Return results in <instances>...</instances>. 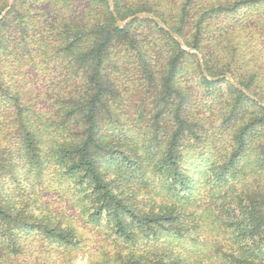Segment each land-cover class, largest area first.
I'll return each instance as SVG.
<instances>
[{"label": "trees", "instance_id": "trees-1", "mask_svg": "<svg viewBox=\"0 0 264 264\" xmlns=\"http://www.w3.org/2000/svg\"><path fill=\"white\" fill-rule=\"evenodd\" d=\"M110 1L0 21V264H264V0Z\"/></svg>", "mask_w": 264, "mask_h": 264}, {"label": "water", "instance_id": "water-1", "mask_svg": "<svg viewBox=\"0 0 264 264\" xmlns=\"http://www.w3.org/2000/svg\"><path fill=\"white\" fill-rule=\"evenodd\" d=\"M8 2H9V8H8L7 10H5V11L1 14V16H0V21L3 20V19L6 17V15L8 14V12H9V10H10V7H11V0H8ZM108 3H109V6H110V8H111V12H112L113 16H115V14H114V10H113L112 5H111V1L108 0ZM136 19L151 20V21L156 22V24H158L159 27L163 28L162 24H161L156 18H154L153 16L148 15V14H136V15H134L133 17L127 19V20L124 21V22H120V21L117 20V25H118L119 27L122 28V27L127 26L129 23H131L133 20H136ZM169 33H170L171 37H172L173 39H175V40L180 44V46L182 47V49H184L185 51H187V52H189V53H193V54L198 55V53H197L196 50L186 48V47L184 46L183 42L181 41V39H180L177 35H175V34L172 33V32H169ZM201 68H202V73H203L204 77H205L207 80H209V81H211V82H216V81H220V80H227V81H228V82H229L234 88H236L239 92L243 93V94H244L245 96H247V97H250V98L254 99V98H253V97H252V96H251V95H250V94H249L244 88H242L240 85H238L236 82H234L233 79H232V77H231L230 75L220 76V77H216V78H210V77L207 76L206 71H205L204 67L202 66V63H201Z\"/></svg>", "mask_w": 264, "mask_h": 264}, {"label": "rangeland", "instance_id": "rangeland-1", "mask_svg": "<svg viewBox=\"0 0 264 264\" xmlns=\"http://www.w3.org/2000/svg\"><path fill=\"white\" fill-rule=\"evenodd\" d=\"M128 19H129V18H128ZM125 21H126V20H125ZM120 22H121V21H120ZM123 22H124V21H123ZM57 203L60 205V204H61V203H60V200H58V202H57ZM60 206H62V205H60Z\"/></svg>", "mask_w": 264, "mask_h": 264}]
</instances>
